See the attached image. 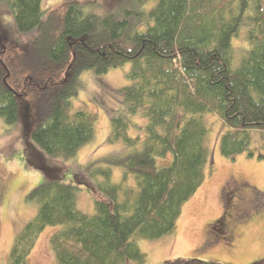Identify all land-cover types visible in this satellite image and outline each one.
Returning <instances> with one entry per match:
<instances>
[{"label":"trees","instance_id":"trees-1","mask_svg":"<svg viewBox=\"0 0 264 264\" xmlns=\"http://www.w3.org/2000/svg\"><path fill=\"white\" fill-rule=\"evenodd\" d=\"M41 1L0 0L10 7L15 31L29 37L26 50L0 45L1 120L24 122L32 105L38 119L25 140L51 158L72 157L93 138L96 119L73 109L79 74L99 76L129 62L131 83L115 91L119 104L108 111L106 137L124 150L76 167L69 179L44 177L33 187L25 199L36 212L15 234L4 264H26L40 232L56 225L49 246L59 264H144L136 240L171 233L204 180L201 114H215L226 127L219 136L224 157L248 151L251 129L264 131V0H157L148 10L140 0H104L102 13L98 0L46 8ZM242 27L248 47L233 64L231 40ZM136 115L141 125L132 122ZM131 125L142 136L130 135ZM25 166L33 168L28 160ZM112 166L123 170L118 183L111 181ZM128 175L134 185H127ZM80 186L93 197L91 215L76 208Z\"/></svg>","mask_w":264,"mask_h":264},{"label":"rangeland","instance_id":"rangeland-1","mask_svg":"<svg viewBox=\"0 0 264 264\" xmlns=\"http://www.w3.org/2000/svg\"><path fill=\"white\" fill-rule=\"evenodd\" d=\"M60 0H42L41 7ZM157 0H140L141 7L148 10ZM95 9L102 13L107 1L98 0ZM0 45L6 52L22 51L29 47V37L18 34L13 26L10 7L0 2ZM232 63L237 64L248 47L246 29L242 27L231 40ZM6 47V48H5ZM131 64L123 63L96 76L85 70L79 74L82 88L72 98L73 109H85L96 117L93 138L86 142L72 157L51 158L40 150L29 136L35 117L30 114L15 126L4 123L0 118V264L6 262L9 248L17 231L36 212V204L25 199L27 193L37 186L44 177L69 179L78 166L109 153L122 152V142L108 143L109 112L117 109V89L131 83L127 77ZM31 83H40L31 79ZM41 85V84H40ZM38 86V85H37ZM207 126L205 147L207 162L204 166V180L181 207V212L171 233L154 240L139 239L136 244L145 254L144 264H160L165 260L195 258L217 264H264V131L251 129L248 151L233 157H224L219 152V136L226 130L222 120L213 113L201 114ZM132 122L142 124L140 115L131 117ZM130 135L140 134L134 125ZM25 149V151H24ZM27 159H26V155ZM262 154L263 157H259ZM33 168L25 166L26 161ZM164 161L158 160V163ZM36 168V169H34ZM112 182L121 180L123 170L112 166ZM127 185H134L128 175ZM222 189L224 190L221 193ZM231 193L238 195V215L230 214L226 226L230 240L221 234L220 228L210 226L224 209ZM232 202V203H233ZM234 204H229L228 213ZM76 208L88 215L94 213L93 197L80 186L76 190ZM233 217V218H232ZM60 226H46L38 235L26 264H59L49 246L50 235Z\"/></svg>","mask_w":264,"mask_h":264},{"label":"flooded vegetation","instance_id":"flooded-vegetation-1","mask_svg":"<svg viewBox=\"0 0 264 264\" xmlns=\"http://www.w3.org/2000/svg\"><path fill=\"white\" fill-rule=\"evenodd\" d=\"M223 191L224 190L222 189L221 193H223ZM237 197H238V195H236L235 193H231L230 192V195L228 196V201L225 202V204H224V209L221 211V213L213 221H211V224H210V226L213 227V228H220L221 231H222L221 234L224 235V238L226 240H228V239L230 240V238H231V237L228 238L227 235H232V232L229 234L228 228L226 226V222L228 221V218L230 217V214H233L234 217H235V215L239 214L237 212V210H236V203L233 202V200L237 201V199H238ZM230 203L234 204L235 206H233L232 212L228 213V207H229ZM229 219H231V218H229Z\"/></svg>","mask_w":264,"mask_h":264}]
</instances>
